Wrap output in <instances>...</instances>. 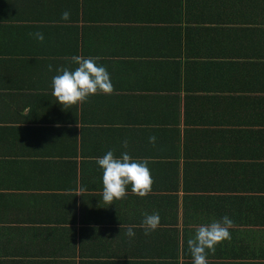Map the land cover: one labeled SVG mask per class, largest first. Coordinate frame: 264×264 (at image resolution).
<instances>
[{"label":"crops","instance_id":"obj_1","mask_svg":"<svg viewBox=\"0 0 264 264\" xmlns=\"http://www.w3.org/2000/svg\"><path fill=\"white\" fill-rule=\"evenodd\" d=\"M73 55L112 93L57 103ZM110 149L148 161L147 195L103 201ZM225 215L208 264H264V0H0V264H193Z\"/></svg>","mask_w":264,"mask_h":264},{"label":"clouds","instance_id":"obj_2","mask_svg":"<svg viewBox=\"0 0 264 264\" xmlns=\"http://www.w3.org/2000/svg\"><path fill=\"white\" fill-rule=\"evenodd\" d=\"M70 13L66 10L61 14V19L67 21ZM31 35L39 40H44L41 32ZM95 57H84L73 55L70 60L75 65L74 68H58L57 75L51 79L52 95L56 97V102L62 107L82 103L89 96L97 93L105 95L111 94L113 84L110 73L106 67L97 63ZM51 70V65H49ZM156 137H149V142H155ZM127 147V142H124ZM96 165L102 171V199L107 204H112L113 200L122 199L131 186V191L144 197L151 190L153 183L148 161L146 159H136L129 155L127 151L121 152L117 157L113 150L106 151L101 157L96 158ZM81 192L85 191L82 187ZM160 224L159 213L145 214L140 227L145 235L155 231ZM233 221L227 215L218 220H212L206 224H201L195 231V235L188 239V249L192 256L193 264H208V253L214 252L218 243L223 240H230L229 229ZM135 225H130L126 229L128 237H134Z\"/></svg>","mask_w":264,"mask_h":264}]
</instances>
